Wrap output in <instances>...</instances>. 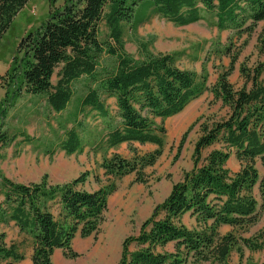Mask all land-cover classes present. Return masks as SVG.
I'll list each match as a JSON object with an SVG mask.
<instances>
[{"label":"trees","instance_id":"16d2710c","mask_svg":"<svg viewBox=\"0 0 264 264\" xmlns=\"http://www.w3.org/2000/svg\"><path fill=\"white\" fill-rule=\"evenodd\" d=\"M30 1L0 0V38ZM143 2L146 10L151 8L174 25L208 20L217 31H227L237 40L251 36L258 24L264 23V0H64L20 40L19 90L44 97L52 112L64 111L73 95L72 83L81 77L86 80V93L69 112L72 126L59 144L65 154L82 148L84 128L78 117L85 108L101 118L106 149L132 143L156 146L131 159L118 154L104 158L101 168L110 183L92 192L76 189L83 175L50 186L46 176L39 183L19 184L0 174V223L12 222L31 240L32 264H51L56 250L67 259L76 258L72 241L77 234L86 238L98 232L108 197L116 190L113 181L133 174L136 182L143 183V170L160 157L165 130L156 120L180 113L206 90L220 101L226 114L200 123L191 170L154 207L138 234L125 239L117 264H229L233 251L242 259L243 249H263L262 242L240 233L258 221L255 187L259 208L264 209V177L255 166L259 161L264 168V29L256 40L261 60L250 68L241 65L238 69L242 86L234 88L228 80L239 55V50L232 53L234 45L229 43L215 46V51L230 61L208 87L205 71L197 74L178 68L174 54L143 51L141 59H135L124 52L122 26L138 24L135 18ZM102 23L108 29L105 42L98 39ZM102 55L113 58V65L102 66ZM102 96L114 99L115 115L109 114ZM13 139L0 132V148ZM231 156L239 163L236 172L226 167ZM185 213L194 217L198 228L180 223ZM221 226L232 230L220 234ZM4 237L1 233L0 262H21L18 246L6 244Z\"/></svg>","mask_w":264,"mask_h":264},{"label":"rangeland","instance_id":"374dc122","mask_svg":"<svg viewBox=\"0 0 264 264\" xmlns=\"http://www.w3.org/2000/svg\"><path fill=\"white\" fill-rule=\"evenodd\" d=\"M63 2L64 0H31L15 16L0 38V132H5L8 138H14L0 148V174L19 184L39 183L46 176V182L50 186L68 183L83 175L84 180L76 189L92 192L110 183L101 168L104 158L118 154L125 159H131L135 154L142 155L153 151L156 146L132 143L106 149L102 143L105 129L101 118L85 108L78 117L84 128L81 133L82 148L79 152L65 154L60 150L59 144L64 139L65 130L72 126L68 119L69 112L77 98L86 93L85 78L81 77L72 83L71 101L60 113L48 109L44 97L32 96L23 89L19 90L18 44L28 32L34 31L47 19L49 11L59 8ZM146 7V2L139 5L135 18L138 24L122 26L124 52L135 59H141L143 51L174 54L178 68L197 74L205 71L207 86L210 87L217 74L228 68L230 61L229 57L216 52L215 46L222 47L230 43L234 45L233 54L239 50L234 70L228 77L234 88L241 87L243 83L239 76V67L245 65L250 68L261 60L256 50V40L264 29V23H259L251 36L237 40L227 31H217L209 25L208 20L177 26L154 14L151 8L146 10ZM98 39L100 42L108 40V29L103 23L99 26ZM100 63L109 67L113 65L114 59L102 55ZM55 81L54 75L52 83ZM101 99L109 114L115 115L114 99L105 96ZM225 114L226 109L220 101L214 100L212 94L206 90L190 101L180 113L163 120L157 119L156 124L165 130L163 147L156 163L143 170L145 181L136 182L133 174L113 181L116 190L108 197L107 210L98 232L86 238L77 234L71 247L78 256L67 259L61 250H56L51 264H100L101 259L108 262L107 264H117L125 239L138 234L141 223L151 215L154 207L167 197L172 186L182 179L183 174L191 170L192 150L199 135L200 123L219 120ZM182 136L184 138L180 143ZM179 144L181 147H178ZM255 166L259 176L264 177V168L259 161ZM226 167L231 172H236L239 163L231 156ZM253 195L258 203V221L247 231L240 233L236 230V233L262 242L263 249L254 252L243 249L242 259L233 251L228 260L229 264L263 262L264 209L259 208L257 187ZM180 223L189 229L198 228L194 217L189 213L181 217ZM231 230L228 226H221L218 232L224 234ZM1 233L5 234V243L16 244L23 255V260L17 264H32L31 240L20 234L12 222L0 223ZM256 236H262V239H257ZM132 249L133 244L130 245V250Z\"/></svg>","mask_w":264,"mask_h":264},{"label":"bare ground","instance_id":"6f19581e","mask_svg":"<svg viewBox=\"0 0 264 264\" xmlns=\"http://www.w3.org/2000/svg\"><path fill=\"white\" fill-rule=\"evenodd\" d=\"M108 262H105V260L101 259L100 264H107Z\"/></svg>","mask_w":264,"mask_h":264},{"label":"crops","instance_id":"0c3cea01","mask_svg":"<svg viewBox=\"0 0 264 264\" xmlns=\"http://www.w3.org/2000/svg\"><path fill=\"white\" fill-rule=\"evenodd\" d=\"M53 263H54V259H53Z\"/></svg>","mask_w":264,"mask_h":264}]
</instances>
